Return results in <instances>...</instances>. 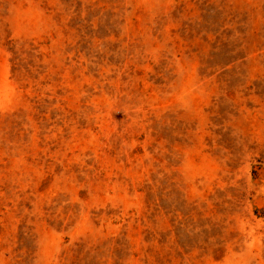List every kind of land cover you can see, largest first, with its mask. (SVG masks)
Listing matches in <instances>:
<instances>
[{"label":"rangeland","instance_id":"obj_1","mask_svg":"<svg viewBox=\"0 0 264 264\" xmlns=\"http://www.w3.org/2000/svg\"><path fill=\"white\" fill-rule=\"evenodd\" d=\"M0 264H264V0H0Z\"/></svg>","mask_w":264,"mask_h":264}]
</instances>
